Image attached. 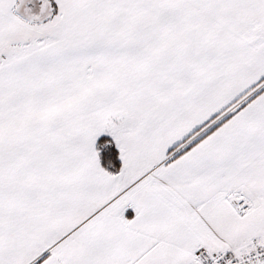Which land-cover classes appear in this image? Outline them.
<instances>
[{
	"label": "snow or ice",
	"instance_id": "6c2138e0",
	"mask_svg": "<svg viewBox=\"0 0 264 264\" xmlns=\"http://www.w3.org/2000/svg\"><path fill=\"white\" fill-rule=\"evenodd\" d=\"M0 264H264V0H0Z\"/></svg>",
	"mask_w": 264,
	"mask_h": 264
}]
</instances>
